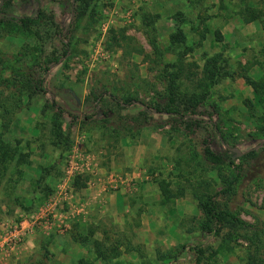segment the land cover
Returning a JSON list of instances; mask_svg holds the SVG:
<instances>
[{
	"label": "rangeland",
	"instance_id": "1",
	"mask_svg": "<svg viewBox=\"0 0 264 264\" xmlns=\"http://www.w3.org/2000/svg\"><path fill=\"white\" fill-rule=\"evenodd\" d=\"M37 12L0 27V228L33 223L4 264H243L235 221L204 234L198 203L264 222V0H0Z\"/></svg>",
	"mask_w": 264,
	"mask_h": 264
},
{
	"label": "trees",
	"instance_id": "2",
	"mask_svg": "<svg viewBox=\"0 0 264 264\" xmlns=\"http://www.w3.org/2000/svg\"><path fill=\"white\" fill-rule=\"evenodd\" d=\"M39 21V16L38 12L35 16L33 17H9V18H3L0 19V27L4 25H21L22 27H27L30 24H36ZM149 23V22H148ZM145 25L148 26L147 22H144ZM58 60L55 59V64H57ZM49 70V67L45 69L47 72ZM0 77V83L4 82ZM43 79H40L36 84L33 85V91H38V92H43L46 93V89L43 86ZM17 85V82L15 83ZM171 102L173 103L174 100L170 99ZM133 101L137 100L135 98H127L124 101L125 106H129L133 104ZM120 106L121 104L117 102ZM53 107L57 108L60 113L64 112L60 107H57L56 104L53 101ZM97 106H95L94 110H97ZM149 112H152V109L149 106H145L141 114H148ZM155 113L157 114H163L167 116H172V115H178L179 117L183 118V115H179V113L172 111L170 107H163V109L156 107L155 108ZM88 118V117H87ZM196 126H199L201 123H210L211 128L213 131L217 134L218 138L221 141V150L220 152L216 155L212 151H210L208 148L205 149V156L207 158H211L212 162L215 164L219 165H226L230 166L233 165V154H232V149H230L227 144L223 141V136L222 133L218 127V125L213 122L212 120L205 121L203 119H190ZM264 123V122H263ZM55 137L60 139L63 137L61 134V124L57 121L55 122ZM56 142V140H55ZM260 144L264 146V132L262 134V140L260 141ZM254 154V151H249L237 156H252ZM22 157L17 158V163H19L22 159ZM14 158L11 156L8 146L5 144H0V168L2 170L5 169V165L3 164L4 161H12ZM1 172V170H0ZM2 175V173H0ZM44 180V177H41V182ZM37 183L35 188H40V183ZM79 183H76V188H82L83 185H78ZM231 182L228 183V187H230ZM198 207L202 213L203 219L200 222V231L204 234H209L213 236H218L219 232L215 228L214 225L220 224V223H226V224H232L235 221V226L236 229V236L241 238L245 244H247V248L245 249V256L241 257V261L243 264H264V222L259 223V225L255 226L253 229H244V231L241 233L240 229H242L243 224L246 226L245 223H240L238 220H236L234 217L233 219H230L229 213L226 214L219 210L218 206L216 203L212 200V197H204L203 199L200 198V201L198 203ZM232 224V225H233ZM231 225V226H232ZM233 234V233H232ZM230 242V241H229ZM229 244V243H227ZM231 248V247H229ZM197 252L200 254L202 251L200 249H197ZM171 259V257H168Z\"/></svg>",
	"mask_w": 264,
	"mask_h": 264
},
{
	"label": "built area",
	"instance_id": "3",
	"mask_svg": "<svg viewBox=\"0 0 264 264\" xmlns=\"http://www.w3.org/2000/svg\"><path fill=\"white\" fill-rule=\"evenodd\" d=\"M72 166L67 170L68 179L76 173ZM66 188H68L66 186ZM66 193V189L64 191ZM33 223L26 220L18 224L4 223L0 228V264L8 262L22 247L32 242Z\"/></svg>",
	"mask_w": 264,
	"mask_h": 264
},
{
	"label": "crops",
	"instance_id": "4",
	"mask_svg": "<svg viewBox=\"0 0 264 264\" xmlns=\"http://www.w3.org/2000/svg\"><path fill=\"white\" fill-rule=\"evenodd\" d=\"M30 244V243H29ZM28 246V245H27ZM27 246H25V247H22V249H26L27 248Z\"/></svg>",
	"mask_w": 264,
	"mask_h": 264
}]
</instances>
